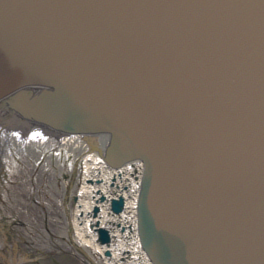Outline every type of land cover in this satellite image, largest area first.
<instances>
[{
    "label": "water",
    "instance_id": "water-1",
    "mask_svg": "<svg viewBox=\"0 0 264 264\" xmlns=\"http://www.w3.org/2000/svg\"><path fill=\"white\" fill-rule=\"evenodd\" d=\"M0 107L143 162L153 264H264V0H0Z\"/></svg>",
    "mask_w": 264,
    "mask_h": 264
},
{
    "label": "rangeland",
    "instance_id": "rangeland-1",
    "mask_svg": "<svg viewBox=\"0 0 264 264\" xmlns=\"http://www.w3.org/2000/svg\"><path fill=\"white\" fill-rule=\"evenodd\" d=\"M7 111H0V129L17 142L47 137L42 126L29 127ZM1 140L0 131V148ZM26 149L7 143L0 152V264H103L74 235L77 155Z\"/></svg>",
    "mask_w": 264,
    "mask_h": 264
},
{
    "label": "bare ground",
    "instance_id": "bare-ground-1",
    "mask_svg": "<svg viewBox=\"0 0 264 264\" xmlns=\"http://www.w3.org/2000/svg\"><path fill=\"white\" fill-rule=\"evenodd\" d=\"M2 109L7 108L0 107V111ZM7 112L9 115V109ZM25 123L29 127L42 126L44 129L54 131L56 135L54 134L51 137L47 136L44 141H37L35 138H31L29 142L25 141L21 143L20 139L17 142L18 136L12 135L2 127L0 131L3 145L0 148V152L7 143H15L20 148H29V150L32 149V152L36 153L43 149L46 153L49 152L51 156L52 152L57 151L59 153L60 151L63 154L62 156L65 157V152L70 151L68 154L69 157L72 156V153L75 155L73 158L77 155V161L79 163L82 162L86 172L92 173V177L95 178V180L93 179L94 183L90 184L86 181V177H84L83 181L80 184L77 183L74 188L76 190L77 185L79 187L76 190L78 195L74 196L75 198L73 197L77 201L75 203L76 218L74 222V235L81 244L86 248L88 247L87 249L93 255L95 252L97 258L101 259L103 264H153L141 245L137 225V189L140 179L143 176L144 167L142 169V165H137L136 167L125 164L120 168L117 167V169L116 167L109 166L97 148H94V145L99 147L103 146L104 141L102 137L105 135L65 132L50 128L48 125L46 126L34 120L32 122L28 119L25 120ZM76 133L87 135L88 139L83 140ZM3 142H6V144ZM97 142L98 144H96ZM89 149L97 151L99 158H101L99 160L100 162L95 163V156L91 160V155L87 152ZM78 162L76 163L78 164ZM73 173H71V176ZM66 185L67 183H62L64 190H66ZM71 185L73 186L74 184L72 183ZM102 195L104 196L103 199H101ZM119 196L123 197V207L120 211H114L111 208V200ZM125 203H127L126 209L122 211ZM93 205H98L99 207L95 215L93 213ZM108 224L112 226L109 225L108 227ZM115 224L119 227H116ZM100 226H104L109 230L110 241L108 243H100L98 240L97 227ZM113 226L115 227L110 228ZM124 229L125 231L122 232ZM106 250H109L110 253L106 254Z\"/></svg>",
    "mask_w": 264,
    "mask_h": 264
},
{
    "label": "built area",
    "instance_id": "built-area-1",
    "mask_svg": "<svg viewBox=\"0 0 264 264\" xmlns=\"http://www.w3.org/2000/svg\"><path fill=\"white\" fill-rule=\"evenodd\" d=\"M56 135V133L54 132V131H51V130H47L46 131V133H45V136H53V135ZM76 135L77 136H80L83 140L85 139H88V136L87 135H84V134H79V133H76ZM60 136V135H59ZM89 140H91V139H89ZM96 144H98V142L96 143ZM88 154H90L91 155V160L93 159L92 157H94V160H95V163H97V162H100L99 160L101 159V158H99V156H98V154H97V151H95V150H93V149H89L88 151ZM125 164H128V165H133V166H136L137 167V165H142V169H143V164H142V161H140L139 159H137V160H132V161H129V162H127V163H124L123 165H121L120 167H122V166H124ZM77 167H78V170H77V175H76V178H77V183H79L80 184V181H83V179H84V177H86V181L88 182V183H90V184H93L94 183V180H95V178L94 177H92V173H87L86 172V170L84 169V166H83V164H82V162H80L78 165H77ZM120 167H118V168H120ZM117 168V169H118ZM63 175L64 176H66V174L63 172ZM111 176H113V175H111ZM68 179V177L66 178V180ZM94 179V180H93ZM140 182H141V179H140ZM140 182H139V185H138V189H137V196H138V193H139V188H140ZM96 183V182H95ZM79 189V187H78V185H77V188H76V190H78ZM72 194V196H71V202H73V200H74V198H73V195H75V193L74 192H72L71 193ZM109 204V203H108ZM126 204L127 203H125L124 204V209L122 210V211H125V209H126ZM93 206H95V205H93ZM112 215V214H111ZM116 216V215H115ZM117 217V216H116ZM120 222V221H119ZM114 223H115V221H114ZM109 225L110 224H108V227H109ZM110 226H112V225H110ZM115 226L116 227H119L117 224H115ZM115 226H113V227H110V228H114ZM125 231V229L122 231V232H124ZM111 232V231H110ZM126 254H128V252H126Z\"/></svg>",
    "mask_w": 264,
    "mask_h": 264
}]
</instances>
